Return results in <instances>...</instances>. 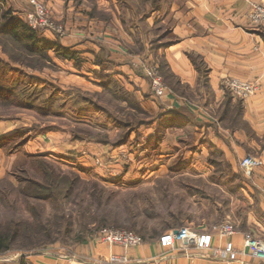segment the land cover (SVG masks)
<instances>
[{"label":"rangeland","instance_id":"obj_1","mask_svg":"<svg viewBox=\"0 0 264 264\" xmlns=\"http://www.w3.org/2000/svg\"><path fill=\"white\" fill-rule=\"evenodd\" d=\"M35 1L51 13L54 23L62 26L65 34L57 38L52 30L34 31L50 38L55 36L60 43L65 40L69 55L73 53L74 66L65 65L54 51L45 55L47 59L33 55L24 58L23 50L11 53L9 49L11 56L0 49V57L12 66L3 68L0 79V225L3 230L19 225L20 232L27 230L31 234V239L22 238L10 251L1 253L0 264H43L52 258L63 261L73 257L85 264H152L112 252L106 259L100 256L95 260L88 250L97 253L96 234L107 228L132 231L147 244L158 242L172 230H187L191 236L202 235L206 230L205 234L211 235L213 227L225 220L235 226L228 215L231 208L245 205L246 193L242 188L246 186L241 183V176L237 175L239 180L234 187L228 183L231 172L219 168L211 172L176 170L174 166L182 161L198 160L192 161L189 149L173 156L170 154L175 152L166 153V149L159 154L153 142L148 148L151 141L143 128L159 111L155 114L152 108L151 115L131 98L127 107L119 100L127 96L115 95L114 89L125 82L116 76V61L121 68L126 66L143 75L152 89L148 75L153 69L161 73L159 57L143 58L144 44L136 43L131 48L124 38L118 37L115 27L114 35L103 32V36L99 33L103 28H97L96 22L88 24L87 30L85 26L75 27L76 22L70 20L61 22L62 16L58 17L53 9L59 0ZM102 1L112 4L110 0ZM34 12L33 0H0V25L6 13L28 24L27 17ZM70 13L76 17L74 12ZM141 26L136 33L144 31ZM150 45L156 48L158 43ZM107 46L113 53L107 59L112 61L114 55L116 61L106 66L108 74L95 73L86 54L96 53L99 48L106 58ZM139 75L136 76L141 78ZM161 76L164 80L162 73ZM97 77L110 84L101 94L93 82ZM163 83L167 89L165 80ZM69 85H73L71 89ZM115 149L119 150L113 157L111 152ZM85 154L90 156L85 159ZM19 155L23 161L39 157L45 167L30 159L26 165L20 161L14 171ZM198 158L200 161L201 157ZM212 160L224 164L222 157ZM165 162H170L167 168L155 170ZM48 169L56 176L78 180L71 194L66 195V185L57 178L43 175L42 171ZM28 180L40 184L43 192L26 196L22 188ZM97 184L104 189L101 195L93 192L98 190ZM37 222L42 225L36 227ZM104 245L123 251L140 248ZM178 248L173 252L180 256L192 250ZM111 256L117 262H110Z\"/></svg>","mask_w":264,"mask_h":264},{"label":"crops","instance_id":"obj_2","mask_svg":"<svg viewBox=\"0 0 264 264\" xmlns=\"http://www.w3.org/2000/svg\"><path fill=\"white\" fill-rule=\"evenodd\" d=\"M110 1L112 4H104L102 0H59L53 9L58 17L59 14L62 16L61 22H76L75 27L85 26L87 30L92 23H98L97 28H103L99 32L101 35L103 32L114 35L115 27L118 37L124 38L131 48L136 43L144 44L143 58L159 57V62L166 66L163 76L167 92L162 98L154 95L143 75L135 71L139 78L129 67L121 68L114 55L111 60L116 61L115 66L110 65L119 67L116 76L125 81L114 89L116 97L123 94L128 99L135 98L151 115L159 111L143 128L147 134L145 137L151 141L148 148L153 142L159 154L162 155L166 149V153L169 150L175 152L170 154L173 156L189 149L192 161L198 162L182 161L174 166L176 170L211 172L219 168L231 172L228 183L234 187L238 184L239 174L241 183L246 186V189L242 188L246 195L245 205L231 208L228 215L237 228L236 235L227 241L211 233L210 247L204 251L190 248L193 254L187 251L188 254L180 256L163 249L159 241L145 242L142 247L128 251L99 243L97 253L91 249L88 255L95 260L100 256L106 259L112 252L152 264H264L244 247L247 237L263 238L264 241V164L251 174L240 168L241 160L247 155L256 156L264 163V28L251 25L248 19L253 6L264 7V0H159L157 9L150 0ZM70 12H74L76 17ZM140 26L144 27L141 34L136 33ZM55 36L46 37L52 40L59 37ZM155 41L161 44L153 50L150 44ZM63 43L60 44L65 48ZM106 48V58L99 48L96 53L86 54L95 73L104 71L108 74L106 66L114 63L107 59L112 52L108 46ZM73 60H64L65 65L74 66ZM201 68H205V74ZM97 78L93 82L101 94L108 90L110 84ZM231 79L256 84L257 91L246 100L236 98L227 87ZM127 98L119 100L128 107ZM118 150L111 152L113 157ZM84 156L87 159L90 155ZM215 156L222 157L224 164L214 162ZM198 157L205 162L201 163ZM169 164H155V170H163ZM239 195L241 197L242 194ZM201 233L205 234L206 230ZM228 244L244 255L241 253L236 261L226 258L223 250ZM79 262L75 257L63 261L52 258L43 264H85Z\"/></svg>","mask_w":264,"mask_h":264},{"label":"built area","instance_id":"obj_3","mask_svg":"<svg viewBox=\"0 0 264 264\" xmlns=\"http://www.w3.org/2000/svg\"><path fill=\"white\" fill-rule=\"evenodd\" d=\"M33 5L35 7V12L27 17L29 26L33 30L46 29L52 30L57 35L62 36L65 34V30L62 26H58L54 23L51 13L44 8L42 5L38 4L33 0ZM248 19L251 25L255 27L264 28V7L261 5H254L250 13L248 14ZM149 78L151 79L152 91L155 96L162 98L165 96L167 90L164 85V80L160 72L153 69L149 71ZM227 87L229 92L236 98L246 100L253 96L257 91L256 84L249 82H241L236 79H231L227 82ZM263 160L252 155H247L240 162V168L246 174L253 173L256 169L263 165ZM213 234H216L219 238L223 240L232 239L237 230L235 226L229 221L225 220L219 225H216L211 230ZM193 235V234H192ZM96 241L101 244H107L109 246H119L124 249H130L134 247H142L145 244V240L132 231H123L118 229H103L96 234ZM160 246L169 251L178 250L179 246L184 247L185 252L190 248H195L197 251H204L210 247V235L208 234H195L191 236L187 230H172L164 233L159 240ZM182 244V245H181ZM244 247L249 254L264 262V241L259 238L247 237L245 238ZM219 253V252H217ZM226 258L231 261H236L238 256L244 255L243 252L236 250L231 244L226 246L223 250ZM112 255V254H111ZM110 262H117V258H112ZM122 260V259H121ZM126 260V258H124Z\"/></svg>","mask_w":264,"mask_h":264},{"label":"trees","instance_id":"obj_4","mask_svg":"<svg viewBox=\"0 0 264 264\" xmlns=\"http://www.w3.org/2000/svg\"><path fill=\"white\" fill-rule=\"evenodd\" d=\"M153 3V7L157 9L159 8V0H150ZM23 21L18 18V17H12L9 15V13L5 14L3 16V22L0 25V36L2 37L3 41L0 42L1 45V52L6 53V54H11L17 50H23L26 53V58L27 56H45L47 53L50 51H54L58 57L61 58V60H71L73 58V53L69 55L68 50L63 48L60 44V42L56 40L49 39L46 36H43L37 31L32 30L28 24L22 23ZM12 45H10V44ZM158 42L155 41L153 44H157ZM159 48V44L156 46V49ZM9 49L11 50V53L9 52ZM153 49L155 47L153 46ZM38 54V55H37ZM13 54H11L12 56ZM47 59H49L48 56H45ZM22 58V57H21ZM12 60V58H11ZM17 61L18 60H14ZM20 61V60H19ZM25 62V61H21ZM163 64V63H162ZM161 64V73L162 75L166 71V66L164 64ZM9 64L7 63L6 60L0 57V79L2 78V73H3V68H11L12 66H8ZM200 71L205 74L206 70L205 68H201ZM18 74H20V71L18 70ZM133 101H137L135 98L130 97ZM129 98V99H130ZM128 99V98H127ZM137 105L139 106V102H136ZM125 142V140L121 141L118 145H122ZM21 156L19 155L18 158L15 160L14 165H13V170L17 169V165L20 161L23 163V165L28 164L30 159L33 161L37 162L41 168L45 167V162L44 160H41L39 157H29V159L23 161L21 160ZM24 157V156H23ZM43 175L45 177H54L57 178V180L64 185H66V195H69L72 193L73 190V185L78 181L75 178L71 177H65V176H56V173L52 169H48L46 171H42ZM27 185L23 186L22 191L23 193L28 196H35V195H40L43 192V187L34 182V181H27ZM98 190H93V192L98 193L101 195V193L104 191L103 187H101L99 184H97ZM69 189V191H68ZM38 197V196H37ZM41 222H37L35 224L36 227L41 226ZM22 238H28L31 239V234L25 230L24 232L19 231V225H17L15 228L11 229H6L3 230L2 226L0 225V254L1 253H6L10 251L13 248V244L17 242L18 240Z\"/></svg>","mask_w":264,"mask_h":264}]
</instances>
